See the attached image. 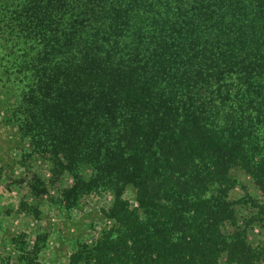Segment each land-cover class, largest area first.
<instances>
[{
    "label": "trees",
    "instance_id": "obj_1",
    "mask_svg": "<svg viewBox=\"0 0 264 264\" xmlns=\"http://www.w3.org/2000/svg\"><path fill=\"white\" fill-rule=\"evenodd\" d=\"M0 83L68 199L117 196L74 263L259 261L225 223L233 169L264 194V0H0Z\"/></svg>",
    "mask_w": 264,
    "mask_h": 264
},
{
    "label": "rangeland",
    "instance_id": "obj_2",
    "mask_svg": "<svg viewBox=\"0 0 264 264\" xmlns=\"http://www.w3.org/2000/svg\"><path fill=\"white\" fill-rule=\"evenodd\" d=\"M15 96L14 87L0 83V264H91L80 257L74 263L72 256L115 227L110 212L117 196L104 189L68 199L73 176L55 173L51 154H38L21 135L11 115ZM232 176L235 220L225 228L241 227L247 242L264 250V194L242 170L233 169ZM120 198L129 210L143 213L133 186ZM221 264L230 263L224 257ZM256 264H264V252Z\"/></svg>",
    "mask_w": 264,
    "mask_h": 264
}]
</instances>
